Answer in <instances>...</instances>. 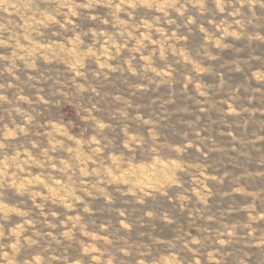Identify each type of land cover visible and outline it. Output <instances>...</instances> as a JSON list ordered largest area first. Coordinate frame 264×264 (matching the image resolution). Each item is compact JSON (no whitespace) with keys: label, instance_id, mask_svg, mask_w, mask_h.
Instances as JSON below:
<instances>
[{"label":"rangeland","instance_id":"374dc122","mask_svg":"<svg viewBox=\"0 0 264 264\" xmlns=\"http://www.w3.org/2000/svg\"><path fill=\"white\" fill-rule=\"evenodd\" d=\"M0 264H264V0H0Z\"/></svg>","mask_w":264,"mask_h":264}]
</instances>
